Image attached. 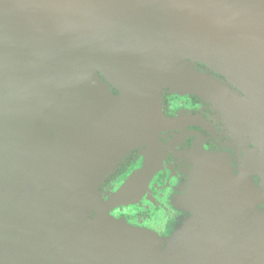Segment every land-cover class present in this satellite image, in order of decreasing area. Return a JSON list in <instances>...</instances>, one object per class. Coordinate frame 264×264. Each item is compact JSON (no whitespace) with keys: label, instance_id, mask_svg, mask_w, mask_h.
<instances>
[{"label":"water","instance_id":"water-1","mask_svg":"<svg viewBox=\"0 0 264 264\" xmlns=\"http://www.w3.org/2000/svg\"><path fill=\"white\" fill-rule=\"evenodd\" d=\"M165 89L250 137L240 174L204 159L171 237L110 214L151 157L108 201L99 191L155 144ZM262 131L264 0H0V264H264Z\"/></svg>","mask_w":264,"mask_h":264},{"label":"flooded vegetation","instance_id":"flooded-vegetation-1","mask_svg":"<svg viewBox=\"0 0 264 264\" xmlns=\"http://www.w3.org/2000/svg\"><path fill=\"white\" fill-rule=\"evenodd\" d=\"M197 69L226 81L206 65L198 64ZM161 110L165 128L155 144L129 151L99 191L108 201L133 175L146 167L151 157V167L154 166L151 178L134 193L130 204L115 207L110 214L133 227L171 237L192 217L191 195L196 179L206 168L205 163L213 171L227 166L240 174L247 156L242 141L248 142L250 137L244 131L235 132L223 112L194 94L180 96L166 90ZM263 134L262 131L259 142ZM250 148L257 147L250 145ZM257 151L261 153L260 145ZM254 181L260 185L258 177Z\"/></svg>","mask_w":264,"mask_h":264},{"label":"rangeland","instance_id":"rangeland-1","mask_svg":"<svg viewBox=\"0 0 264 264\" xmlns=\"http://www.w3.org/2000/svg\"><path fill=\"white\" fill-rule=\"evenodd\" d=\"M207 73H208V72H207ZM208 74H209V73H208ZM230 86H231V85H230ZM231 87H232V86H231ZM166 90L171 91L170 89H165L164 92H166ZM164 92H163V93H164ZM171 92H172V91H171ZM173 94H176V93H173ZM176 95H179V94H176ZM186 95H188V94H186ZM180 96H185V95H180ZM123 158H124V157H123Z\"/></svg>","mask_w":264,"mask_h":264}]
</instances>
